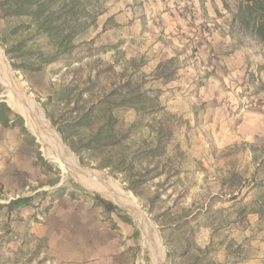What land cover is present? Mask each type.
Listing matches in <instances>:
<instances>
[{
    "label": "rangeland",
    "instance_id": "1",
    "mask_svg": "<svg viewBox=\"0 0 264 264\" xmlns=\"http://www.w3.org/2000/svg\"><path fill=\"white\" fill-rule=\"evenodd\" d=\"M86 2L95 23L72 59L39 70L14 67L22 58H10L7 50L22 40L29 39L33 53L49 47L43 37L30 40L25 17L4 15L1 8L0 49L22 94L34 99L74 161L95 177H110L134 205L99 182L68 173L70 164L43 151L26 117L9 102L0 73V102L25 127L13 115L15 126L0 124V264H153L135 206L156 227L163 264H264V47L232 38L238 2ZM171 57L178 59L174 78H153L158 63ZM130 58L144 60L141 71L155 106L148 119L171 127L169 154L179 168L136 192L122 174L82 163L61 131L76 117V98L108 90L116 76L104 69L119 72ZM119 116L124 128L138 118L125 109ZM150 136L144 126L136 138ZM20 197L27 202L11 203Z\"/></svg>",
    "mask_w": 264,
    "mask_h": 264
},
{
    "label": "trees",
    "instance_id": "2",
    "mask_svg": "<svg viewBox=\"0 0 264 264\" xmlns=\"http://www.w3.org/2000/svg\"><path fill=\"white\" fill-rule=\"evenodd\" d=\"M236 1L238 7L233 12L230 31L232 38L241 45L255 41L264 47V0ZM87 5L86 0H2L0 8L4 15L25 17L27 28L33 32L30 40L43 37L49 47L47 50L39 47L33 53L27 47L29 39L22 40L7 50L10 58H22L20 64H13L14 67L39 70L59 58L72 59L75 50L86 42L83 34L95 23ZM17 52L20 53L17 55ZM177 60L171 57L159 62L151 76L164 82L172 80L177 72ZM143 64V59L130 58L119 72L113 66L104 69L103 72L112 71L116 76L111 87L96 98H93L94 93L87 98L77 97L76 117L67 118L61 127L65 141L82 163H94L98 168L122 174L134 192L151 178L179 174L169 154L173 140L171 127L162 119L154 122L148 119L155 112V106L146 87L148 77L141 71ZM122 109L134 110L138 115L126 128L121 125L119 116ZM12 115L25 130L23 118L13 113L5 102H0V124L15 126L17 122ZM144 126L150 128L151 136L136 138ZM27 200L20 197L11 203L19 205Z\"/></svg>",
    "mask_w": 264,
    "mask_h": 264
},
{
    "label": "bare ground",
    "instance_id": "3",
    "mask_svg": "<svg viewBox=\"0 0 264 264\" xmlns=\"http://www.w3.org/2000/svg\"><path fill=\"white\" fill-rule=\"evenodd\" d=\"M9 63L6 55L0 49V73L4 81L9 85V102H11L18 111H20L27 119L29 126L36 133L42 142L47 143L54 149L52 153L58 162L70 164L72 168L66 171L78 178L83 179L87 184L89 182H99L102 187L112 190L119 198L123 199L130 207L134 205L128 197L125 196L123 189L118 183L114 182L106 175L94 176L91 171L84 169L74 159L72 155L68 154L54 129L51 127L49 121L45 118L40 107L35 103L31 97H26L22 94L20 87L22 85L15 78L13 73L9 70ZM19 84V85H18ZM26 92V91H25ZM93 185V184H92ZM97 187L96 185H93ZM132 213L140 221V225L146 232L144 236L145 248L153 260V264H163V248L156 227L149 219V217L141 210L140 207L135 206Z\"/></svg>",
    "mask_w": 264,
    "mask_h": 264
},
{
    "label": "water",
    "instance_id": "4",
    "mask_svg": "<svg viewBox=\"0 0 264 264\" xmlns=\"http://www.w3.org/2000/svg\"><path fill=\"white\" fill-rule=\"evenodd\" d=\"M39 143L41 144L43 151H45L47 153H54V149L50 145H48L45 142H41V141H39Z\"/></svg>",
    "mask_w": 264,
    "mask_h": 264
}]
</instances>
